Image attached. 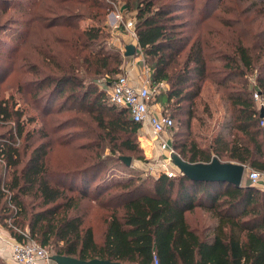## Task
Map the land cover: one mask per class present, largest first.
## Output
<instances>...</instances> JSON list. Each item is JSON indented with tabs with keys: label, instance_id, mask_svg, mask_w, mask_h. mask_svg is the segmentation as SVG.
I'll return each instance as SVG.
<instances>
[{
	"label": "trees",
	"instance_id": "16d2710c",
	"mask_svg": "<svg viewBox=\"0 0 264 264\" xmlns=\"http://www.w3.org/2000/svg\"><path fill=\"white\" fill-rule=\"evenodd\" d=\"M122 1L124 16L135 15L136 45L151 59V85L170 84V89L160 95L168 105L173 100L188 102V109L182 110L188 116V141H173V148L189 162H210L217 156L264 171V133L253 96L258 91L264 102V39L252 34L246 42L239 35L237 41L228 43L232 51L219 49V42L212 43L201 32L195 38L191 33L181 36L183 25L177 13L181 8L176 0ZM78 2L80 6L72 15L79 21L89 18L94 22L76 35L77 62L62 66L56 81L51 77L46 80L55 82L49 96H60L71 88L64 99H73L96 119L104 133H96L97 138L113 145L120 141L122 148L139 151L132 136L142 125L133 120L128 109L114 104L96 81L103 75L111 87L123 71L121 50L97 44L111 36L113 29L107 20L115 8L104 0ZM200 23L190 24L189 30L200 31ZM121 28L126 30L123 25ZM186 50L182 60L181 53ZM211 61L224 63L213 69ZM249 74H254L253 83ZM234 78L239 81L234 82ZM209 79L216 91L223 88L222 97L229 102L231 113L226 111L215 119L211 135L203 143L198 138L207 139V135L202 136L201 125L193 127V120L205 122L198 110ZM204 110L212 116L208 101ZM22 116L0 96V119L18 123L17 134L4 136L0 142V160L13 169L10 180H0V217L13 220L7 227L13 239L22 240V232H27L41 245L54 247V254L122 264H152L154 254L161 264H264V187L249 180L239 187L227 181H195L181 172L172 177L162 173L138 184L130 179L106 199L98 200L107 190L94 198L107 210L105 232L99 240L94 227L86 226L83 211V202L93 199L89 188L95 179L83 175L85 169H51L47 164L48 144L37 145L25 160L17 139L32 140L34 134L21 125ZM92 166L95 173L99 171L98 164ZM78 178L81 183L76 185ZM27 195H33L31 202ZM34 202L38 207L30 209ZM14 210L17 214L11 216ZM201 223L206 224L200 227ZM0 264L6 263L0 260Z\"/></svg>",
	"mask_w": 264,
	"mask_h": 264
},
{
	"label": "rangeland",
	"instance_id": "374dc122",
	"mask_svg": "<svg viewBox=\"0 0 264 264\" xmlns=\"http://www.w3.org/2000/svg\"><path fill=\"white\" fill-rule=\"evenodd\" d=\"M104 1L115 8L114 12L124 13L122 0ZM153 1L159 3L167 0ZM176 1L181 8L177 10V13L183 25L180 30L182 37H188V33H191L195 38L201 32L212 43L219 42V49L230 51L233 48L228 47V43L237 41L239 35L242 39H246V42L251 39L252 34L264 39V0ZM79 6L78 0H0V96L8 99L15 109L23 113L21 125L26 131L34 134L32 140L17 139L25 160L30 157L37 145L48 144L47 164L51 169L56 172L85 169L83 175L95 179L89 188L93 199L83 202V208L85 207L83 211L86 226L92 225L100 240L105 232L104 214L107 210L94 198L98 197L99 191L107 190L98 200L106 199L109 193L121 190L130 179L138 184L159 176L162 163L168 159L169 151L173 148L172 142L188 141V116L182 114L183 109H188V102H181V104L173 100L168 105L160 98V95L170 89V84L163 82L160 87L156 84L151 85L154 94L152 103L155 108L171 114L175 119V126L164 135L170 141V145L160 146L158 140L154 138V133L147 127L140 129L136 135L132 136V142L139 144V151L132 152L122 148L120 141L113 145L108 140L104 142L96 137V133L104 134L99 130L96 119L73 99L69 97L64 99L71 88L66 89L60 96L55 95L50 98L49 93L55 86V82L51 80L46 82V80L51 77L56 81L58 75L62 74V66L66 68L77 62L76 35L81 29L94 22L89 18L79 21L77 16L72 15L77 12ZM124 17L126 20L133 19L136 23L134 13ZM109 19H114L112 12L108 17V23ZM196 22H201L200 31H190L188 26ZM118 31H111V36L105 40L106 45L104 40L97 44L106 46L108 49H120L124 57L123 66L126 65V58L131 59L138 66V75L143 78L150 76L151 59L139 46L134 56L124 55L125 45L137 44V37L126 30L125 33L129 38L125 40L124 33ZM92 45L95 46L94 43ZM79 49H82L80 45ZM186 52L187 50L181 53L182 60ZM211 62L210 68L213 67V69L221 68L224 63ZM125 70L123 68L120 74H127ZM253 75L249 74L250 83H253ZM104 77L103 75L97 77L96 81L98 87L105 89L108 95L110 87ZM233 81L237 82L239 78H234ZM204 93L205 97L199 103L198 113L205 122L200 124L197 120H193V127L201 125L200 132L202 136L207 135V139L198 138V140L206 143L211 135L215 119L221 117L226 111L230 114L231 106L222 97L223 88L216 91L211 79L205 82ZM206 101L210 104L212 116L204 110ZM204 124L211 127L208 128ZM17 131L18 123L15 119L9 121L0 119V142L4 136L11 137L16 135ZM112 147L115 150H112ZM123 154L133 157L130 166L119 158ZM141 155L144 158L138 159L137 157ZM95 164L100 166L96 173L92 170V165ZM22 165L23 163L20 166ZM12 170L4 160H0V180H10ZM80 179L78 178L76 185L81 183ZM246 182L245 175L243 184ZM66 183L70 184L71 180ZM261 184L262 181L256 186L261 187ZM25 198L31 202L33 195H27ZM36 203L31 204L30 209L37 208ZM16 214L17 211L14 210L11 216ZM12 221L11 218L6 221L0 217V228L8 236L10 235L7 227ZM205 224L201 223L200 227H204ZM54 250V247L49 248L50 255L54 254ZM4 255L6 254L0 253V260L6 264H13L9 263L10 259L5 258ZM52 262L50 258L45 264Z\"/></svg>",
	"mask_w": 264,
	"mask_h": 264
},
{
	"label": "built area",
	"instance_id": "2783aa9c",
	"mask_svg": "<svg viewBox=\"0 0 264 264\" xmlns=\"http://www.w3.org/2000/svg\"><path fill=\"white\" fill-rule=\"evenodd\" d=\"M112 15H114V19H112L113 21L109 19V25L113 30H118L123 25L134 37H137L133 19L126 20L121 11L112 12ZM151 89L150 76H146L140 84H135L128 74H119L110 87L109 95L114 104L128 109L133 120L140 123L142 128L148 124L160 146L163 144L167 146L170 141L164 135L174 126V119L155 108L152 103L154 94ZM253 96L258 103L259 112H261V108L264 107L263 99L258 91H255ZM260 127L264 133V116H260ZM174 152H177L174 148L169 151L168 159L162 163L159 175L165 173L172 177L180 172L171 159ZM245 175L252 184L258 185L260 180L264 178V171L247 167ZM22 233V240L12 239L11 263L45 264L47 260H50L49 248L41 245L29 233ZM152 264H161L157 254H154Z\"/></svg>",
	"mask_w": 264,
	"mask_h": 264
},
{
	"label": "water",
	"instance_id": "95a60500",
	"mask_svg": "<svg viewBox=\"0 0 264 264\" xmlns=\"http://www.w3.org/2000/svg\"><path fill=\"white\" fill-rule=\"evenodd\" d=\"M138 45L128 43L125 45V56H134L137 52ZM260 116H264V107L261 108ZM120 159L126 165L132 164L133 157L128 155L120 156ZM173 164L181 173L187 175L195 181H227L236 187L243 185V179L247 166L238 162H225L214 156L210 162H189L181 154L174 152L171 155ZM51 259L54 264H122L120 261L94 258L83 260L77 257L53 254Z\"/></svg>",
	"mask_w": 264,
	"mask_h": 264
},
{
	"label": "crops",
	"instance_id": "0c3cea01",
	"mask_svg": "<svg viewBox=\"0 0 264 264\" xmlns=\"http://www.w3.org/2000/svg\"><path fill=\"white\" fill-rule=\"evenodd\" d=\"M118 30L121 31L122 33H124L123 38L125 40H127V38H129L128 34L125 33L126 30H121V29H118ZM118 30H116V31H118ZM125 60H126V65L124 64L123 68L126 69L125 70L126 73L129 75V77L133 83L140 84L144 78L142 76L138 75L137 64L134 63L131 59L128 60V58H126ZM147 127H149L148 124H146V126L144 128H147ZM260 181H262L261 187H264V178H262ZM207 218H209V217L207 216ZM215 221H216L215 219L212 220V222H215ZM12 239H13L12 237L5 234L2 230V228H0V253L6 254L7 256L6 255H4V256H5V258H8V259L11 258V245L13 242ZM9 256H10V258H9ZM9 263H11V259L9 260Z\"/></svg>",
	"mask_w": 264,
	"mask_h": 264
}]
</instances>
